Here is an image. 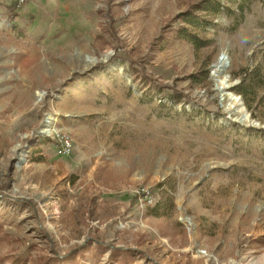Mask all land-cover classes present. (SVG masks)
Here are the masks:
<instances>
[{"label": "rangeland", "instance_id": "374dc122", "mask_svg": "<svg viewBox=\"0 0 264 264\" xmlns=\"http://www.w3.org/2000/svg\"><path fill=\"white\" fill-rule=\"evenodd\" d=\"M202 1L0 0V264H264V0Z\"/></svg>", "mask_w": 264, "mask_h": 264}, {"label": "trees", "instance_id": "16d2710c", "mask_svg": "<svg viewBox=\"0 0 264 264\" xmlns=\"http://www.w3.org/2000/svg\"><path fill=\"white\" fill-rule=\"evenodd\" d=\"M225 7L223 0H203L200 5H196L193 11L183 12L178 15L180 19L185 24L194 27L198 31L191 33L187 27H179L175 30L176 35L180 39H184L192 42L198 47H206L210 44L209 40H206L202 32L208 28V26L213 25V18L220 15ZM229 9H227L228 11ZM204 12V15H197L195 12ZM101 13V11L99 12ZM248 70H245L247 72ZM242 72V71H241ZM241 72L238 77H240ZM237 77V76H236ZM58 259L54 257H43L40 258L38 264H58Z\"/></svg>", "mask_w": 264, "mask_h": 264}, {"label": "bare ground", "instance_id": "6f19581e", "mask_svg": "<svg viewBox=\"0 0 264 264\" xmlns=\"http://www.w3.org/2000/svg\"><path fill=\"white\" fill-rule=\"evenodd\" d=\"M106 59V57H104V60ZM97 60H95L96 62ZM227 64V60H219L216 62V68L214 70V76L213 79L216 81L217 85H218V91L219 93H221L222 97L224 99L228 100V108H229V112L231 114H237V119L241 122V123H245L247 124L248 122H251V119L248 118V113L246 112L245 108H244V104L242 99L236 95L233 92L229 91V88L231 87L230 82L228 81V76L227 75H221L223 73L224 67ZM42 94L39 93L38 97H41ZM47 122L45 124V126L42 129V132H49L51 130L54 129V122L56 121V119L52 116H48L47 117ZM188 221L191 222V219H188ZM203 253L204 252H200Z\"/></svg>", "mask_w": 264, "mask_h": 264}, {"label": "built area", "instance_id": "2783aa9c", "mask_svg": "<svg viewBox=\"0 0 264 264\" xmlns=\"http://www.w3.org/2000/svg\"><path fill=\"white\" fill-rule=\"evenodd\" d=\"M57 153L60 156H69L73 151V142L72 139L67 136L66 134H57ZM142 193L144 194V198L146 200H151L150 192L147 190H143Z\"/></svg>", "mask_w": 264, "mask_h": 264}, {"label": "water", "instance_id": "95a60500", "mask_svg": "<svg viewBox=\"0 0 264 264\" xmlns=\"http://www.w3.org/2000/svg\"><path fill=\"white\" fill-rule=\"evenodd\" d=\"M218 59H219L220 61H221V60H224V59L228 60V59H227V56H226L224 53L221 54L220 57H219ZM227 62H228V61H227ZM213 68H214V69L216 68V64L213 65ZM228 78H229V76H228ZM248 116H249V115H248Z\"/></svg>", "mask_w": 264, "mask_h": 264}]
</instances>
